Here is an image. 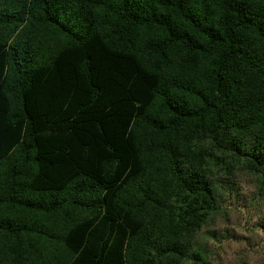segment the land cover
<instances>
[{"label":"trees","instance_id":"obj_1","mask_svg":"<svg viewBox=\"0 0 264 264\" xmlns=\"http://www.w3.org/2000/svg\"><path fill=\"white\" fill-rule=\"evenodd\" d=\"M230 163L264 185V0H0V264H205Z\"/></svg>","mask_w":264,"mask_h":264},{"label":"rangeland","instance_id":"obj_2","mask_svg":"<svg viewBox=\"0 0 264 264\" xmlns=\"http://www.w3.org/2000/svg\"><path fill=\"white\" fill-rule=\"evenodd\" d=\"M228 173H211L221 210L193 236V249L205 264H264V185L241 165L230 163Z\"/></svg>","mask_w":264,"mask_h":264}]
</instances>
